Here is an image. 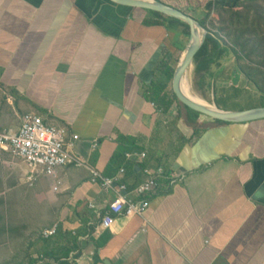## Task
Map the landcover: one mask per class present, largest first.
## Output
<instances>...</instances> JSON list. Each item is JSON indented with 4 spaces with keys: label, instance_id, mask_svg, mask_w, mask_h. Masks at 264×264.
Here are the masks:
<instances>
[{
    "label": "crops",
    "instance_id": "0c3cea01",
    "mask_svg": "<svg viewBox=\"0 0 264 264\" xmlns=\"http://www.w3.org/2000/svg\"><path fill=\"white\" fill-rule=\"evenodd\" d=\"M159 1L202 24L230 0ZM147 20L149 10L111 0H0V90L13 104L0 130L32 112L65 126L72 151L104 175L124 167L129 191L148 169L164 167L177 181H162L142 216L104 229L90 204L104 214L114 194L91 183L87 168L41 175L36 195L51 202L59 230L28 242L23 264H58L46 254L75 247L77 264H264V118L217 123L202 115L194 129L176 104L158 108L150 99L158 66L168 51L173 67L180 46L178 31ZM205 82L222 110L264 106L246 103L245 88L255 86L230 51ZM117 151L124 158L111 163ZM130 152L146 158L126 161Z\"/></svg>",
    "mask_w": 264,
    "mask_h": 264
},
{
    "label": "built area",
    "instance_id": "2783aa9c",
    "mask_svg": "<svg viewBox=\"0 0 264 264\" xmlns=\"http://www.w3.org/2000/svg\"><path fill=\"white\" fill-rule=\"evenodd\" d=\"M75 140L69 137L65 126L47 121L43 116L26 112L20 116V124L16 129L0 130V151L11 152L25 164L27 182L34 184L41 175H53L58 167L74 165L85 167L90 171L91 183L98 185L105 193H113L114 199L109 202L107 210L90 204L101 218L100 227L110 229L119 217L142 216L149 206L151 195L157 192L162 181L170 185L177 181L173 173L164 167L156 170L148 169L147 180L133 191H129L122 180L126 169L122 167L117 176L104 175L96 167L90 166L84 159L76 155L72 149ZM98 143H94V147ZM137 158L143 161L146 153L130 152L125 155L126 161ZM135 194V197L132 196ZM59 223L43 230V237L49 238L57 234Z\"/></svg>",
    "mask_w": 264,
    "mask_h": 264
},
{
    "label": "rangeland",
    "instance_id": "374dc122",
    "mask_svg": "<svg viewBox=\"0 0 264 264\" xmlns=\"http://www.w3.org/2000/svg\"><path fill=\"white\" fill-rule=\"evenodd\" d=\"M230 1L226 4V6L229 5L226 8L234 7L237 2H240L239 0ZM243 1L241 0L242 7L235 10L241 13L249 12V27L253 29L252 24L257 22L255 25L259 31L257 35H262L264 33V0H261L258 6ZM219 12L217 8L210 11L202 25L208 34L211 32L218 35L219 39L228 44L230 48L231 41L221 31L222 25L218 17ZM177 31L180 33L183 29L179 27ZM248 37H251V34H248ZM188 42L186 38L178 40L180 48L173 60L174 68L178 66ZM263 61L264 57L257 60L259 63ZM196 83L194 67L189 72L191 92L206 102H208L206 99L209 97V100H211L209 103L213 105L211 99L212 88L207 86L204 88L198 87ZM257 90V86L255 89L252 85L245 88V95L243 96L246 103L252 105L263 102L264 97L258 93H262V91ZM12 105L0 90V116H4L5 111H11ZM8 123L3 124L7 127ZM26 169L21 160L12 155L11 152L0 151V264H23L22 261L26 255L30 250H33L32 245L28 246L27 243H41L43 230L58 222L53 219L54 212L51 202L47 199H40L36 195V191L41 189L42 185L37 184V181L34 184L27 182Z\"/></svg>",
    "mask_w": 264,
    "mask_h": 264
},
{
    "label": "trees",
    "instance_id": "16d2710c",
    "mask_svg": "<svg viewBox=\"0 0 264 264\" xmlns=\"http://www.w3.org/2000/svg\"><path fill=\"white\" fill-rule=\"evenodd\" d=\"M239 1L240 2H237L234 7H217V10L220 11L218 17L222 25L221 31L231 41L230 48L228 44L219 39L220 37H218V35L209 32L204 46L194 60L196 84L198 87L204 88L206 86L205 77L209 74L211 66L217 63V59L222 58L230 51L235 55L240 70L250 79L255 87L257 86L258 90L264 93V61L262 63L257 62L258 59H263L264 57V33H262V35H257L259 33L258 29L255 27L257 22L252 24L253 29L249 27V12L241 13L235 10L238 7H242L241 0ZM260 1L261 0H244L243 2L254 3L258 6ZM149 12L153 15L154 21L147 20V24L166 25L176 32L177 29L181 27L183 31L180 33L178 31L176 38L177 40L186 38L188 42L190 37L188 25L160 12L151 10H149ZM248 34H251V37H248ZM176 49L179 50L178 47H176ZM172 59L173 56L167 51L164 60L162 59L158 66L161 77L153 83L150 91L152 94L150 99L158 108L166 113L176 104L179 107L178 117L184 115L187 123L196 129L198 120L202 114L182 105L173 93L172 88H170L175 71V68L170 66ZM215 121L217 123H226L220 120ZM123 158V153L117 151L113 155L111 163H115L118 160L122 161ZM75 246V243H73V247ZM76 248L77 247H75V249ZM75 249L63 248L60 255L57 253L45 254L58 264H77L73 260L70 261V254L75 251ZM32 262L36 263L37 260L32 259Z\"/></svg>",
    "mask_w": 264,
    "mask_h": 264
},
{
    "label": "water",
    "instance_id": "95a60500",
    "mask_svg": "<svg viewBox=\"0 0 264 264\" xmlns=\"http://www.w3.org/2000/svg\"><path fill=\"white\" fill-rule=\"evenodd\" d=\"M112 2L134 7L160 12L168 17L178 19L188 25L190 37L183 57L175 68L172 79V90L178 101L190 109L201 113L203 116L220 120L227 123L245 122L264 118V106H257L248 109L228 111L218 108L215 104L211 105L200 103L194 100L184 89V80L188 72L194 68V60L199 51L204 46L208 32L203 26L189 14L167 5L159 0H111ZM190 88V87H189ZM191 90V89H190Z\"/></svg>",
    "mask_w": 264,
    "mask_h": 264
},
{
    "label": "bare ground",
    "instance_id": "6f19581e",
    "mask_svg": "<svg viewBox=\"0 0 264 264\" xmlns=\"http://www.w3.org/2000/svg\"><path fill=\"white\" fill-rule=\"evenodd\" d=\"M190 72V71H189ZM189 72L187 74L186 79L184 80V89L185 91L196 101L200 102V103H204L207 104L203 99H201L198 95L193 94V92H191L190 90V84H189Z\"/></svg>",
    "mask_w": 264,
    "mask_h": 264
}]
</instances>
